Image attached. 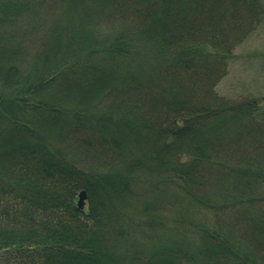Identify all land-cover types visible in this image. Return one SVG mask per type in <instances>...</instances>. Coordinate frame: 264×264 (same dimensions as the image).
Returning <instances> with one entry per match:
<instances>
[{
  "label": "trees",
  "instance_id": "1",
  "mask_svg": "<svg viewBox=\"0 0 264 264\" xmlns=\"http://www.w3.org/2000/svg\"><path fill=\"white\" fill-rule=\"evenodd\" d=\"M263 13L0 0V264H264V100L216 91Z\"/></svg>",
  "mask_w": 264,
  "mask_h": 264
},
{
  "label": "rangeland",
  "instance_id": "2",
  "mask_svg": "<svg viewBox=\"0 0 264 264\" xmlns=\"http://www.w3.org/2000/svg\"><path fill=\"white\" fill-rule=\"evenodd\" d=\"M261 3L264 9V0ZM216 91L231 100L242 97L264 100V13L260 25L228 59V72Z\"/></svg>",
  "mask_w": 264,
  "mask_h": 264
},
{
  "label": "water",
  "instance_id": "3",
  "mask_svg": "<svg viewBox=\"0 0 264 264\" xmlns=\"http://www.w3.org/2000/svg\"><path fill=\"white\" fill-rule=\"evenodd\" d=\"M86 198H87L86 192L85 191L80 192L79 197H78V208L79 209L82 210L84 208Z\"/></svg>",
  "mask_w": 264,
  "mask_h": 264
}]
</instances>
